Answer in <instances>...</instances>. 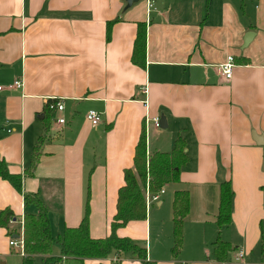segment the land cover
Here are the masks:
<instances>
[{
    "label": "crops",
    "instance_id": "crops-1",
    "mask_svg": "<svg viewBox=\"0 0 264 264\" xmlns=\"http://www.w3.org/2000/svg\"><path fill=\"white\" fill-rule=\"evenodd\" d=\"M127 3L0 0L1 156L23 176V191L39 193L46 203L54 237L80 225L89 184L90 234L99 239L112 232L125 169L134 166L143 130L149 154L171 151L182 137L189 161L180 181L148 203L146 219L130 221L117 234L145 245L157 264H224L215 254L218 237L232 246L230 264H264V145L253 138V131L264 134V0H154L151 10L146 0ZM140 23L147 30L145 66L132 60ZM249 31L255 35L244 47ZM229 55L236 62L231 79L219 72ZM17 79L23 88H8ZM54 98L65 109L52 111L45 133ZM91 109L102 115L97 126L87 119ZM156 116L166 118V128L153 125ZM223 181H231L234 198L232 220L220 227ZM177 190L189 191L190 211L181 252L174 255ZM6 208L15 216L11 229L27 211H37L0 177V210ZM10 228L0 226L1 264L20 255L9 243L17 235ZM113 258L87 262L113 264ZM121 259L144 264L130 253Z\"/></svg>",
    "mask_w": 264,
    "mask_h": 264
},
{
    "label": "trees",
    "instance_id": "trees-1",
    "mask_svg": "<svg viewBox=\"0 0 264 264\" xmlns=\"http://www.w3.org/2000/svg\"><path fill=\"white\" fill-rule=\"evenodd\" d=\"M108 23L107 38L111 36V26ZM146 24L140 23L135 40L132 60L135 64L145 66L147 53ZM44 120L45 133L50 129L52 110L47 108ZM47 140V134L41 135L33 150L30 165L26 174L32 176L41 157V148ZM186 142L182 137L175 141L171 151H156L152 154L147 150V136L143 130L136 147L134 166L125 169V184L119 190L117 213L112 222V232L106 238L95 239L90 234V186L87 188V199L84 217L77 227H66L56 238L51 231V224L46 203L39 193L23 191V176L10 171L5 159L0 154V177L8 180L20 192H23L25 206L35 205L36 212L27 211L24 217L25 251L21 264H92L88 259H104L130 253L144 264H157L148 260L147 247L129 237H121L117 229L127 225L132 220H144L148 214L146 191L156 193L169 183L179 182L182 167L189 161L186 153ZM234 190L231 181H223L220 191V207L217 223L220 227L228 225L232 220ZM174 209V255L181 252L183 246L184 221L190 211V193L188 190H177L173 201ZM15 216L10 208L0 210V226L10 228ZM21 223L10 228L9 234H19ZM58 244L59 254L54 255V245ZM264 253V232L262 239ZM230 243L218 237L215 242L216 258L224 264H230ZM42 262H38L39 259ZM101 264V263H100Z\"/></svg>",
    "mask_w": 264,
    "mask_h": 264
},
{
    "label": "built area",
    "instance_id": "built-area-1",
    "mask_svg": "<svg viewBox=\"0 0 264 264\" xmlns=\"http://www.w3.org/2000/svg\"><path fill=\"white\" fill-rule=\"evenodd\" d=\"M146 3H147L148 10H151L154 7V0H146ZM235 66H236L235 56L229 55L226 61L219 65V72L222 75H224L226 78L231 79L234 74ZM23 86H24L23 79H17L16 81H14V83L10 84L8 88H14V87L23 88ZM0 89H2V87H0ZM142 92L144 94H147L148 93L147 87H143ZM48 108L51 109L52 111L62 112L65 109V104L61 99L54 98L48 102ZM87 119L93 126H97L102 121V115L97 110L91 109L87 113ZM57 122L60 124H63L65 123V118L59 117L57 118ZM152 123L156 128H161L160 116L153 117ZM164 192H165V188L156 193H151L149 189H147L146 191L147 203L158 201ZM9 243L11 246L18 248V253L21 256L26 255L25 237H24V220H22L21 230H20V233L18 234V237L17 238L11 237ZM243 256H244V252L240 251L238 258L239 259L243 258ZM113 264H120L119 255L114 256Z\"/></svg>",
    "mask_w": 264,
    "mask_h": 264
},
{
    "label": "water",
    "instance_id": "water-1",
    "mask_svg": "<svg viewBox=\"0 0 264 264\" xmlns=\"http://www.w3.org/2000/svg\"><path fill=\"white\" fill-rule=\"evenodd\" d=\"M141 0H128V6H132L134 3H137ZM255 33L252 31H249L246 33L245 38H244V47H246L249 42L253 39ZM161 121V128H166L167 127V120L166 118L160 117ZM253 138L257 141L258 144L264 145V134H257L256 131H253ZM15 238L18 237V235H14Z\"/></svg>",
    "mask_w": 264,
    "mask_h": 264
},
{
    "label": "rangeland",
    "instance_id": "rangeland-1",
    "mask_svg": "<svg viewBox=\"0 0 264 264\" xmlns=\"http://www.w3.org/2000/svg\"><path fill=\"white\" fill-rule=\"evenodd\" d=\"M161 129H162V128H161ZM56 237H57V235H56ZM58 249H59L58 244H55V245H54V252L57 253ZM22 259H23L22 256L17 255V254L15 253V254L13 255L11 261L8 262V264H21V263H22ZM42 261H43L42 258L38 260V262H42ZM49 264H54V263H49Z\"/></svg>",
    "mask_w": 264,
    "mask_h": 264
}]
</instances>
